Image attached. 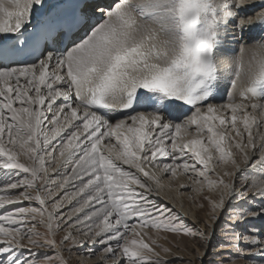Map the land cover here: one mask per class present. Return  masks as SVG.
<instances>
[{"label": "snow or ice", "instance_id": "snow-or-ice-1", "mask_svg": "<svg viewBox=\"0 0 264 264\" xmlns=\"http://www.w3.org/2000/svg\"><path fill=\"white\" fill-rule=\"evenodd\" d=\"M255 7L253 16L249 0H0V264H66L31 251L82 247L71 231L59 246L52 238L61 221L73 226L58 215L66 200L103 260L163 264L149 229L210 244L216 224L205 238L149 198L163 186L156 169L221 191L205 197L214 214L232 213L221 247L264 264V0ZM253 25L262 36L248 44ZM229 35L245 41L230 64ZM222 83L230 90L217 104ZM236 173L247 189L225 181Z\"/></svg>", "mask_w": 264, "mask_h": 264}, {"label": "rangeland", "instance_id": "rangeland-1", "mask_svg": "<svg viewBox=\"0 0 264 264\" xmlns=\"http://www.w3.org/2000/svg\"><path fill=\"white\" fill-rule=\"evenodd\" d=\"M253 1L255 2L257 1L256 4L259 3V0H249V4H255V2L252 3ZM259 11L260 9L257 7L256 11H254L251 14L254 16L257 13H259ZM225 102L227 101H223L221 103H225ZM221 103H217V104H221ZM263 129H264V124L261 125L260 132L264 133ZM165 162L170 163L169 160H166ZM245 167H246L245 165L241 164V168L244 169ZM155 171L157 176L160 178L163 186L157 188V186L153 184L152 187L154 191L152 193L163 197L161 189L165 187L166 188V190H164L165 192L167 191L168 193L170 191L178 192V194L175 195L178 201L183 199L185 200V202H187L186 205L184 206H182L183 203H181L179 206H176L175 202H172L173 206L176 207V212L172 210L171 214L177 216L179 220L185 223L187 226H190L196 230L204 232L205 238H207L209 234L210 231L209 226L216 224V234L215 236L212 237L209 244L206 243V239H201L198 236L191 237V236L177 235L170 232H154L150 229L146 230L147 235L144 236L145 242L152 245L155 252L158 253V256L151 257L153 260L159 259L160 261L163 262V264H245V259H248L249 264H259V260L250 257L249 253L243 254L244 259H238L235 258L234 255L231 256L229 255V252L232 251L230 247H221L220 241L223 238L221 232V226L225 224L224 216L232 213L229 211H225L224 214L221 215L220 211L218 210L214 214L209 204V201L205 199L206 196H212L216 200H219L221 191L218 190L210 193L206 188L201 192L195 191L194 189H196L198 186L194 184L193 182L194 174L191 172H189L188 174H180L181 176L187 178V182H189L187 184L188 185L187 188L183 190L181 189L175 190L174 185L169 186L167 185V183H165V181L175 179L177 176L172 177L170 174H165L158 169H156ZM223 171H224L223 168L216 169V174L213 175V178L215 179L217 175H222ZM228 171H233V169L229 168ZM49 174L54 178H56L54 172L50 171ZM237 174L238 173H236L235 177H224V179L226 182H229L230 180L233 181L236 190L238 192L242 189H247L252 182L249 183L251 180L245 182L239 179L237 177L238 176ZM142 180H145V178L143 177ZM68 190L71 191L72 189L71 190L68 189ZM53 191L54 193L56 192L55 187H53ZM58 195H62V193H58ZM253 196H254V190L251 189L248 190L247 198H253ZM67 202L70 204L72 201L71 202L67 201ZM231 203L235 205L237 201L233 198ZM240 203H243V200H241ZM29 204H30L29 201L24 200L21 202V205L19 206H29ZM31 204L32 206H38L35 204L34 201L31 202ZM74 204H72L69 208L63 207L60 210V213L58 214V215H63L65 220L69 216H72V221H69V223L72 224L73 226L69 228L68 225L64 224L61 221L60 229L56 231L55 236L52 238L56 240L57 245L59 246L60 241L62 237L65 235V233L67 231H71L73 235H75L77 239L82 243V247L81 245H73L71 244V242H66L62 247H57L56 249H31V251L37 253L47 252L49 256H53V257H55L57 253H59V255L62 257L63 261L66 262V264H117V262L112 260L111 258H109L108 260L101 259L102 253L100 252V249L104 246L100 244H96L93 246V248H91L90 245L92 243L77 232V228L82 226L77 227V224L74 223L75 214L72 212V208ZM8 207L15 208L17 207V205H12ZM162 207L165 208V206ZM225 207L226 209L228 208V197H225ZM0 212H2V210H0ZM214 215L220 217L218 224L214 220ZM191 220L193 222H190ZM34 223H37L36 231H38L41 234L39 238V242L42 243L43 239L49 238L47 234V229L45 226L40 225L38 223V220ZM153 240H155L154 245L152 244ZM70 247H71V251H69ZM113 247L115 248L114 245ZM90 249L95 250V255H92L89 252ZM25 251L28 250L25 249ZM201 253H205V254L201 255ZM50 264H61V261L57 259H53L50 262ZM120 264H125V262L121 260Z\"/></svg>", "mask_w": 264, "mask_h": 264}, {"label": "bare ground", "instance_id": "bare-ground-1", "mask_svg": "<svg viewBox=\"0 0 264 264\" xmlns=\"http://www.w3.org/2000/svg\"><path fill=\"white\" fill-rule=\"evenodd\" d=\"M257 2V1H256ZM252 3H254V2H252ZM255 5L256 4H249V11H250V13H253L254 11H256V9H257V7H255ZM229 31L231 32L232 30H231V28L229 29ZM249 36V37H248ZM256 39H259L258 37H256ZM245 41L248 43V44H252V36H250V34H248V35H246L245 36ZM245 41H237V40H233L232 39V36L231 35H229L228 37H227V47L229 46V47H234L235 48V50L234 51H232V50H230V52H229V58H228V64H230L231 63V60L232 59H235L238 55H239V53H236V50H238L240 47H241V43H244ZM245 59H247V56H245ZM228 64H226V65H224V66H222L223 68H227L228 67ZM233 68H234V65H233ZM230 84H228L227 83V85H226V83H223V90L225 91L224 93L223 92H220V94H219V96L217 97V99L214 101V103H221V102H223V101H227V93L226 92H228L230 89ZM57 103H59V101L57 102ZM49 117L51 116V113H49V114H47ZM113 123H115L114 121H112ZM263 131H264V129H263ZM263 133V132H262ZM163 159V158H162ZM169 161H170V159H168ZM171 162V161H170ZM124 167H127V166H124ZM241 170H243V168H241ZM134 171V170H133ZM23 175V174H22ZM54 175H56V173H54ZM137 175H140L139 173H137ZM238 176L237 177H239L240 176V173H238L237 174ZM140 178L141 179H143V176L142 175H140ZM147 182V181H146ZM169 182V183H168ZM165 183H167V185H174L175 186V190H177V189H181V190H183V189H185V188H187V184L189 183V182H187V178H185L184 176H181L180 174H178L177 175V177L175 178V179H172V180H166L165 181ZM249 183H251V181L249 182ZM181 185H183V187H181ZM69 189L71 190L72 188L71 187H69ZM164 190H166V188L164 187V188H162L161 189V192H162V195H163V197H161V196H159V195H156V194H154V193H150L149 194V197H150V199L155 203V204H158V205H162V206H165V208H169V210H170V212L173 210V211H175L176 212V207H174L173 206V204H172V202H175V205L176 206H179L181 203H183V205L182 206H184V205H186V203L187 202H185V200H180V201H178V199L175 197V195L176 194H178V192L177 191H174V192H169L168 193V191L167 192H165ZM75 203V201H72L70 204L67 202V201H65V206H64V208H69L72 204H74ZM175 209V210H174ZM177 215V214H176ZM195 215V214H194ZM193 215V216H194ZM190 222H193L192 220L190 221ZM256 223H257V227H260L261 226V224H264V221H260L258 218L256 219ZM79 226H81V225H77V227H79ZM112 243V245H114L115 246V241H113V242H111ZM91 246V248H93V244H91L90 245ZM87 249V248H86ZM253 259H257V260H260V258L259 257H253Z\"/></svg>", "mask_w": 264, "mask_h": 264}]
</instances>
